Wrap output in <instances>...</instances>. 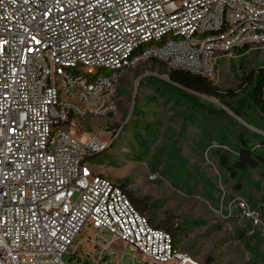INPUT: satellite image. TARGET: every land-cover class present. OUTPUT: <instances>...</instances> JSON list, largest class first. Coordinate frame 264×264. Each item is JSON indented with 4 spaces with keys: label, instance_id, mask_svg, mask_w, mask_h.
Returning <instances> with one entry per match:
<instances>
[{
    "label": "built area",
    "instance_id": "built-area-1",
    "mask_svg": "<svg viewBox=\"0 0 264 264\" xmlns=\"http://www.w3.org/2000/svg\"><path fill=\"white\" fill-rule=\"evenodd\" d=\"M246 45H264V0H0V264H68L82 233L75 264H122L114 241L145 263L205 264L91 169L109 144L68 125L115 111L119 78L138 64L211 79L219 56Z\"/></svg>",
    "mask_w": 264,
    "mask_h": 264
},
{
    "label": "rangeland",
    "instance_id": "rangeland-1",
    "mask_svg": "<svg viewBox=\"0 0 264 264\" xmlns=\"http://www.w3.org/2000/svg\"><path fill=\"white\" fill-rule=\"evenodd\" d=\"M259 66H264V45L250 46L242 53L233 50L218 57L211 81L221 91L235 94L243 89L244 75ZM165 68L145 62L125 70L117 83L115 111L75 117L74 125L68 127L79 138L98 135L102 144H109L91 157V169L117 184L124 180L136 195L151 199L156 221L170 218L183 226L178 243L182 250L210 264H264V180L252 170L239 190L227 178L213 153L220 142L216 135L207 134L204 113L191 114L188 103L169 87ZM102 73L109 72L104 69ZM206 97L199 96L213 108L223 109L229 123L264 136V131L235 117L223 104L210 101L220 103L217 98ZM216 123V134L227 127L228 132L234 129L225 120ZM237 197L255 209L262 225L255 224L236 203L230 205ZM85 236L79 235L65 255L68 264L72 253L87 245ZM104 238L112 240L108 234ZM247 243H258L261 255L254 256ZM124 245L121 241L110 244L111 261L150 264L135 248ZM102 248L92 249L100 254Z\"/></svg>",
    "mask_w": 264,
    "mask_h": 264
},
{
    "label": "trees",
    "instance_id": "trees-1",
    "mask_svg": "<svg viewBox=\"0 0 264 264\" xmlns=\"http://www.w3.org/2000/svg\"><path fill=\"white\" fill-rule=\"evenodd\" d=\"M248 47L250 46L246 45L235 50L242 53L246 51ZM146 64L166 67L167 69L165 68L166 70H164V73L169 78V87L176 91L183 101L188 103L192 111L191 114L195 111L194 114H199L198 111H201L202 114L204 113L203 117L206 121L205 126L207 134L216 135L215 137L220 142L217 149L215 148L213 150V153L217 157L219 166L227 178L229 180H234L236 188L239 190L242 189L241 184L243 180L249 177L252 170L257 171L259 176L264 180V136L251 132L246 127L240 126V124L229 123L228 117H226L227 114L223 109L213 108L210 106V103L202 101L198 96L200 94L217 98L220 104H223L235 117L245 120L251 127L264 131V66H259L255 71H251L244 75L242 78L243 89H241L244 92L240 90V92L234 94L232 90H227L225 92L221 91L211 79L203 78L183 70L168 68L159 61L149 60ZM218 120H225L228 124L232 125L234 129H229L230 132H228L227 127V131L222 130L216 134V125H218L216 122ZM209 138L212 137L210 136ZM211 140L213 139H210L209 143ZM208 146H211V143ZM154 157L156 161L160 159L158 154H155ZM118 185L124 190L133 206L142 215L147 217L155 228L167 231L172 236L174 246L182 250L178 243L180 244L179 237L183 233V226L175 225L170 218L163 222L156 221L154 215H152L155 205L150 202L152 201L151 199L147 196L136 195L127 188V183H125L124 180H120ZM250 203L253 207L255 206L253 199H250ZM252 210L255 211L254 208H252ZM253 237L258 239L257 234ZM246 246L252 250L254 256L257 257L261 255L258 243L254 246H250V244L247 243ZM69 261H71V264H75L72 255L69 257ZM204 263L210 264V261Z\"/></svg>",
    "mask_w": 264,
    "mask_h": 264
},
{
    "label": "water",
    "instance_id": "water-1",
    "mask_svg": "<svg viewBox=\"0 0 264 264\" xmlns=\"http://www.w3.org/2000/svg\"><path fill=\"white\" fill-rule=\"evenodd\" d=\"M168 81H169V79H168ZM194 93V92H193ZM196 94V93H195ZM198 96H200V97H203V98H207L208 99V97H206V96H203V95H198ZM210 100V99H209ZM210 101H212V102H214V103H216V104H220L219 102H216V101H214V100H210Z\"/></svg>",
    "mask_w": 264,
    "mask_h": 264
},
{
    "label": "crops",
    "instance_id": "crops-1",
    "mask_svg": "<svg viewBox=\"0 0 264 264\" xmlns=\"http://www.w3.org/2000/svg\"><path fill=\"white\" fill-rule=\"evenodd\" d=\"M128 245H124L123 247L126 248Z\"/></svg>",
    "mask_w": 264,
    "mask_h": 264
}]
</instances>
